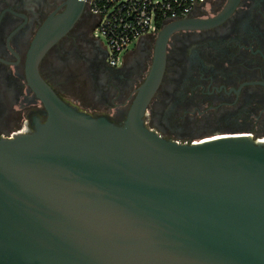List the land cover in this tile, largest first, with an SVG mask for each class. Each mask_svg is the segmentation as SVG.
<instances>
[{
  "label": "water",
  "instance_id": "95a60500",
  "mask_svg": "<svg viewBox=\"0 0 264 264\" xmlns=\"http://www.w3.org/2000/svg\"><path fill=\"white\" fill-rule=\"evenodd\" d=\"M59 34L29 57L46 122L0 134V264H264V142L228 133L179 144L149 130L142 113L164 43L153 88L124 125L75 109L38 71Z\"/></svg>",
  "mask_w": 264,
  "mask_h": 264
},
{
  "label": "flooded vegetation",
  "instance_id": "af4514ba",
  "mask_svg": "<svg viewBox=\"0 0 264 264\" xmlns=\"http://www.w3.org/2000/svg\"><path fill=\"white\" fill-rule=\"evenodd\" d=\"M77 10V0H0L1 136L34 133L46 122L29 57L59 32L38 71L75 109L124 125L138 93L153 88L164 43L162 73L142 113L149 130L179 144L246 132L264 142V0H204L179 18L195 22L165 39L160 31L144 35L119 66L96 37L99 17L86 2L74 18Z\"/></svg>",
  "mask_w": 264,
  "mask_h": 264
},
{
  "label": "built area",
  "instance_id": "2783aa9c",
  "mask_svg": "<svg viewBox=\"0 0 264 264\" xmlns=\"http://www.w3.org/2000/svg\"><path fill=\"white\" fill-rule=\"evenodd\" d=\"M99 19L96 37L107 44V61L122 64V52L149 33L159 32L170 20L187 16L204 0H84Z\"/></svg>",
  "mask_w": 264,
  "mask_h": 264
},
{
  "label": "rangeland",
  "instance_id": "374dc122",
  "mask_svg": "<svg viewBox=\"0 0 264 264\" xmlns=\"http://www.w3.org/2000/svg\"><path fill=\"white\" fill-rule=\"evenodd\" d=\"M100 39L103 41L104 45L107 44V40H106V38L104 36H100ZM136 45H137V41H135L134 43L130 44L128 46V49H126V50H124L122 52V55H125L127 53V51H130V50L134 49L136 47ZM246 133L249 134V132H246Z\"/></svg>",
  "mask_w": 264,
  "mask_h": 264
},
{
  "label": "bare ground",
  "instance_id": "6f19581e",
  "mask_svg": "<svg viewBox=\"0 0 264 264\" xmlns=\"http://www.w3.org/2000/svg\"><path fill=\"white\" fill-rule=\"evenodd\" d=\"M215 138H217V137H215ZM207 140H210V139H207Z\"/></svg>",
  "mask_w": 264,
  "mask_h": 264
}]
</instances>
